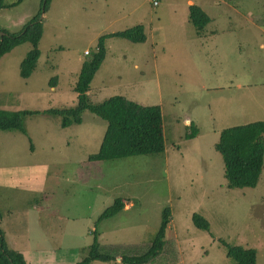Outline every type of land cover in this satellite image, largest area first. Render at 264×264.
Here are the masks:
<instances>
[{
  "label": "rangeland",
  "instance_id": "1",
  "mask_svg": "<svg viewBox=\"0 0 264 264\" xmlns=\"http://www.w3.org/2000/svg\"><path fill=\"white\" fill-rule=\"evenodd\" d=\"M157 2L51 0L38 18L30 76L18 75L28 43L0 58V109L19 110L22 121V129L0 128V230L9 248L37 263L82 260L94 233L102 254H120L114 264L138 257L167 208L166 244L146 264H236L222 242L255 248V264H264V163L255 187L228 188L214 150L221 129L264 120V0ZM190 3L210 19L200 33ZM38 8L39 0H0V35L18 32ZM139 24L141 43L105 39L106 57L86 95L94 104L120 95L159 105L164 152L89 159L106 121L85 109L80 123L63 125L62 115L46 110L77 104L84 52H95L99 36ZM117 198L131 205L97 221ZM194 213L206 231L194 226Z\"/></svg>",
  "mask_w": 264,
  "mask_h": 264
},
{
  "label": "trees",
  "instance_id": "2",
  "mask_svg": "<svg viewBox=\"0 0 264 264\" xmlns=\"http://www.w3.org/2000/svg\"><path fill=\"white\" fill-rule=\"evenodd\" d=\"M51 0H39L37 12L16 33L0 35V58L9 53L20 43H28L29 48L19 63L18 75L27 79L36 67L39 57L37 44L42 33V22L39 20L40 7L46 10ZM229 2L230 0H221ZM188 18L198 33L202 32L209 22L206 12L198 5L190 4ZM119 37L134 43L145 40L142 26L135 25L121 31L103 34L98 37L96 50L86 54L82 62L78 78L74 85L77 104L71 108H50L46 112L63 116V125L71 122L80 123L82 110H89L106 121V129L102 135L98 150L88 156L92 160H108L124 158L132 155L161 154L164 152V136L161 124V108L159 105H145L132 101L124 96L114 95L99 103H90L87 90L106 57L105 39ZM23 113L38 112L22 110ZM44 113V111H40ZM0 128L22 129L19 110L0 109ZM194 131L186 134L193 137ZM214 150L220 155L223 163V175L228 188L255 187L258 183L264 163V120L234 125L221 129ZM123 200L117 198L99 215L97 221L109 218L122 210ZM192 223L200 230H207L208 223L198 214L191 215ZM169 221V211L163 210L162 221L152 245L138 257L122 256L121 264H146L153 261L163 250L166 241L165 233ZM227 255L236 264H255L257 251L242 245H227ZM115 260L110 255L102 254L94 233L93 242L88 254L77 264L92 262H109ZM0 264H26L23 254L11 249L5 243L0 230Z\"/></svg>",
  "mask_w": 264,
  "mask_h": 264
},
{
  "label": "crops",
  "instance_id": "3",
  "mask_svg": "<svg viewBox=\"0 0 264 264\" xmlns=\"http://www.w3.org/2000/svg\"><path fill=\"white\" fill-rule=\"evenodd\" d=\"M191 4V3H190ZM87 51H85L84 52V54L86 53ZM135 67L134 68H136V64L134 65ZM131 205V202L130 201H127V202H123V207H122V210H126L129 206ZM34 209H38L39 210V212H41L43 215H46L48 218H49V220H52V218L53 217H51V216H53V215H55V213L53 212V211H51V210H45V209H41V208H34ZM40 210H42V211H44V212H42V211H40ZM121 210V211H122ZM121 211H119V212H121ZM118 212V213H119ZM49 215H51V216H49ZM49 224H53V222H49ZM3 232V231H2ZM13 239H14V237H13ZM14 249V248H13ZM16 251H18L17 249H15ZM21 250V249H20ZM23 251V252H22ZM20 253H22L23 254V257H24V259H25V262H26V264H33L32 263V261H34V263H37L36 261H35V257L33 256V255H31V253L29 252V253H27L26 251H24V250H21L20 251ZM120 256V254L118 253V255L117 256H115V260H118V257ZM124 256V255H123ZM122 257V256H121ZM115 260H111V261H109V262H111V264L113 263H115L114 261ZM81 261V260H80ZM79 260L77 261V260H74V261H71V263L72 264H77L78 262H80ZM39 262H42V263H37V264H55V262H58V259H48V260H41V261H39ZM106 263H108V262H106ZM116 263H119L118 261H116ZM92 264V263H91Z\"/></svg>",
  "mask_w": 264,
  "mask_h": 264
},
{
  "label": "built area",
  "instance_id": "4",
  "mask_svg": "<svg viewBox=\"0 0 264 264\" xmlns=\"http://www.w3.org/2000/svg\"><path fill=\"white\" fill-rule=\"evenodd\" d=\"M153 4H158L157 0H153ZM88 54L87 52L85 53V55Z\"/></svg>",
  "mask_w": 264,
  "mask_h": 264
},
{
  "label": "water",
  "instance_id": "5",
  "mask_svg": "<svg viewBox=\"0 0 264 264\" xmlns=\"http://www.w3.org/2000/svg\"><path fill=\"white\" fill-rule=\"evenodd\" d=\"M40 11H41L40 13H42V12H43V8H42V7H40ZM39 16H40V14H39Z\"/></svg>",
  "mask_w": 264,
  "mask_h": 264
}]
</instances>
